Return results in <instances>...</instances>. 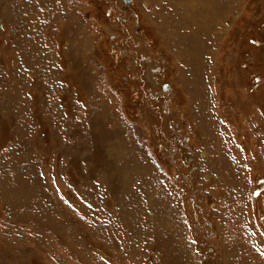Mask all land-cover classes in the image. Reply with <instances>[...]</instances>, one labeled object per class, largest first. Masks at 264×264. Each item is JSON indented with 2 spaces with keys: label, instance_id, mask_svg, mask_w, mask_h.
Segmentation results:
<instances>
[{
  "label": "rangeland",
  "instance_id": "obj_1",
  "mask_svg": "<svg viewBox=\"0 0 264 264\" xmlns=\"http://www.w3.org/2000/svg\"><path fill=\"white\" fill-rule=\"evenodd\" d=\"M0 264H264V0H0Z\"/></svg>",
  "mask_w": 264,
  "mask_h": 264
},
{
  "label": "water",
  "instance_id": "obj_2",
  "mask_svg": "<svg viewBox=\"0 0 264 264\" xmlns=\"http://www.w3.org/2000/svg\"><path fill=\"white\" fill-rule=\"evenodd\" d=\"M125 2H126L127 4H130V3L132 2V0H125Z\"/></svg>",
  "mask_w": 264,
  "mask_h": 264
}]
</instances>
